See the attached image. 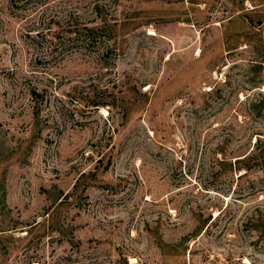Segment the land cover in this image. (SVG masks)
I'll use <instances>...</instances> for the list:
<instances>
[{"label": "rangeland", "instance_id": "1", "mask_svg": "<svg viewBox=\"0 0 264 264\" xmlns=\"http://www.w3.org/2000/svg\"><path fill=\"white\" fill-rule=\"evenodd\" d=\"M0 264H264V0H0Z\"/></svg>", "mask_w": 264, "mask_h": 264}, {"label": "trees", "instance_id": "2", "mask_svg": "<svg viewBox=\"0 0 264 264\" xmlns=\"http://www.w3.org/2000/svg\"><path fill=\"white\" fill-rule=\"evenodd\" d=\"M70 15H76V13H74V11H71ZM103 28L104 27H92L86 24L77 23L74 20H68L63 27H59L56 34L51 36L50 41L57 42L58 46L66 50H71L72 52H75L77 50H84L86 52H89L99 35L105 37L108 36L106 35V30H100ZM38 34L39 32L37 33V35ZM102 48H106V50H109V46L106 45H103ZM96 49H98V46L96 47ZM35 96L39 95L35 94Z\"/></svg>", "mask_w": 264, "mask_h": 264}]
</instances>
